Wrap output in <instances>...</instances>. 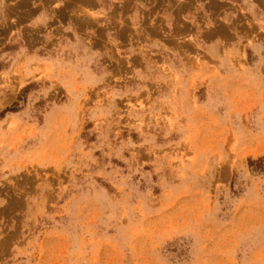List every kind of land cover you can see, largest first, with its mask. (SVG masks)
Returning <instances> with one entry per match:
<instances>
[{"label":"rangeland","instance_id":"rangeland-1","mask_svg":"<svg viewBox=\"0 0 264 264\" xmlns=\"http://www.w3.org/2000/svg\"><path fill=\"white\" fill-rule=\"evenodd\" d=\"M246 1L0 0V264H264Z\"/></svg>","mask_w":264,"mask_h":264},{"label":"crops","instance_id":"crops-1","mask_svg":"<svg viewBox=\"0 0 264 264\" xmlns=\"http://www.w3.org/2000/svg\"><path fill=\"white\" fill-rule=\"evenodd\" d=\"M218 2H220L221 4H227V18H231L232 16L235 15V12L237 11L236 8L233 7H238L240 10L243 11V9L241 8V5L239 2H242L243 0H217ZM246 1V0H245ZM249 1L247 0L246 3L244 4V9L249 12V11H253V8L250 6V4L248 3ZM244 3V2H242ZM257 10V8H256ZM255 10V11H256Z\"/></svg>","mask_w":264,"mask_h":264},{"label":"bare ground","instance_id":"bare-ground-1","mask_svg":"<svg viewBox=\"0 0 264 264\" xmlns=\"http://www.w3.org/2000/svg\"><path fill=\"white\" fill-rule=\"evenodd\" d=\"M191 1V0H190ZM23 4H24V2H23ZM14 5V4H13ZM21 5H22V3H20V7H21ZM188 5H190V4H188ZM263 5V4H262ZM264 6V5H263ZM263 6H261V8L263 7ZM16 7H19L18 6V4H17V6ZM28 8V7H27ZM19 9H22V8H19ZM31 10H32V8H31ZM20 12V11H19ZM30 12V11H29ZM222 12V11H221ZM5 14V13H4ZM20 18V17H19Z\"/></svg>","mask_w":264,"mask_h":264}]
</instances>
